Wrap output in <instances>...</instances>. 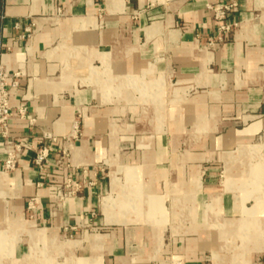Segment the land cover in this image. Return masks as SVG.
Listing matches in <instances>:
<instances>
[{"label": "crops", "instance_id": "0c3cea01", "mask_svg": "<svg viewBox=\"0 0 264 264\" xmlns=\"http://www.w3.org/2000/svg\"><path fill=\"white\" fill-rule=\"evenodd\" d=\"M0 64L32 120L0 264H264V0H0Z\"/></svg>", "mask_w": 264, "mask_h": 264}, {"label": "built area", "instance_id": "2783aa9c", "mask_svg": "<svg viewBox=\"0 0 264 264\" xmlns=\"http://www.w3.org/2000/svg\"><path fill=\"white\" fill-rule=\"evenodd\" d=\"M214 20L217 22V29L214 37L209 38L207 46L213 47L228 41L236 28L234 23H226L228 17L237 9L235 1L226 4L210 6ZM26 31L30 33V29ZM19 73L8 74L0 64V154L3 159L0 163L1 172H10L16 169L17 164L25 151L30 150L28 144L20 137L12 136L10 133L11 123L14 119L27 120L32 125V120L27 117V107L20 104L15 108L10 105V90L17 87ZM47 158V150L35 152L32 163L39 170H43ZM83 184L75 182L71 177L66 178L58 189L55 201L59 206L67 199L75 196L83 188Z\"/></svg>", "mask_w": 264, "mask_h": 264}, {"label": "rangeland", "instance_id": "374dc122", "mask_svg": "<svg viewBox=\"0 0 264 264\" xmlns=\"http://www.w3.org/2000/svg\"><path fill=\"white\" fill-rule=\"evenodd\" d=\"M43 149L44 148L39 149V150H43ZM68 238H70V237H67L65 239H68ZM39 247H41V246H39ZM36 259H40V257L38 256V258L36 257ZM72 259H73L72 257L64 256L63 253L60 251V252H57L54 255V259H53V261H52L51 264H72L73 263V260Z\"/></svg>", "mask_w": 264, "mask_h": 264}]
</instances>
